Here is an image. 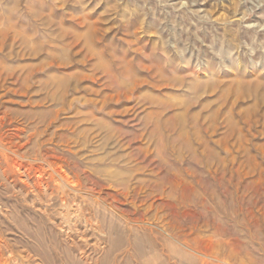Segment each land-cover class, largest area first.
<instances>
[{
    "label": "rangeland",
    "instance_id": "374dc122",
    "mask_svg": "<svg viewBox=\"0 0 264 264\" xmlns=\"http://www.w3.org/2000/svg\"><path fill=\"white\" fill-rule=\"evenodd\" d=\"M260 208L264 0H0L2 260L264 264Z\"/></svg>",
    "mask_w": 264,
    "mask_h": 264
},
{
    "label": "bare ground",
    "instance_id": "6f19581e",
    "mask_svg": "<svg viewBox=\"0 0 264 264\" xmlns=\"http://www.w3.org/2000/svg\"><path fill=\"white\" fill-rule=\"evenodd\" d=\"M18 165H20V164H18ZM19 167V166H18ZM17 168V167H16ZM25 168H27V167H25ZM18 170H19V168H18ZM59 171V170H58ZM47 188V187H46ZM35 190V189H34ZM41 192V191H40ZM255 204V203H254ZM254 206V205H253ZM255 208V207H254ZM260 212H262V215L264 214V209H261L260 208V210H259ZM247 215H248V217H249V219L250 220H253V222L257 225L258 224V220L259 219H257V217L255 216V214H254V211L253 210H249L248 212H247ZM249 222V221H248ZM250 227V226H249ZM1 243H2V241H1ZM4 246V245H3ZM207 253V252H206ZM11 254V253H10ZM2 255V254H1ZM9 255V254H8ZM16 256V255H15ZM29 257V256H28ZM210 257V256H209ZM0 258H1V256H0ZM6 259V258H5ZM28 260V259H27ZM9 262V261H8ZM8 262H7V260H2V258L0 259V264H8ZM10 263V262H9Z\"/></svg>",
    "mask_w": 264,
    "mask_h": 264
}]
</instances>
